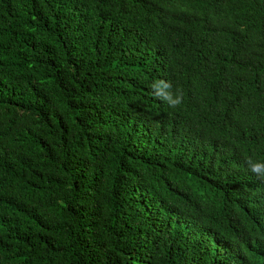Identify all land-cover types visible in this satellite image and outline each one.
<instances>
[{
    "label": "trees",
    "instance_id": "obj_1",
    "mask_svg": "<svg viewBox=\"0 0 264 264\" xmlns=\"http://www.w3.org/2000/svg\"><path fill=\"white\" fill-rule=\"evenodd\" d=\"M249 161L264 0H0V264H264Z\"/></svg>",
    "mask_w": 264,
    "mask_h": 264
},
{
    "label": "clouds",
    "instance_id": "obj_2",
    "mask_svg": "<svg viewBox=\"0 0 264 264\" xmlns=\"http://www.w3.org/2000/svg\"><path fill=\"white\" fill-rule=\"evenodd\" d=\"M154 95L165 101L170 108L177 109L183 104V91L179 87L172 91V84L165 80H156L151 85ZM250 163L251 171L264 180V163Z\"/></svg>",
    "mask_w": 264,
    "mask_h": 264
}]
</instances>
